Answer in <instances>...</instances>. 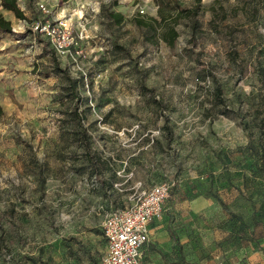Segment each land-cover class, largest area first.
Returning <instances> with one entry per match:
<instances>
[{
	"label": "rangeland",
	"instance_id": "obj_1",
	"mask_svg": "<svg viewBox=\"0 0 264 264\" xmlns=\"http://www.w3.org/2000/svg\"><path fill=\"white\" fill-rule=\"evenodd\" d=\"M173 1L172 45L134 21H159L156 0L0 8V264H99L107 215L163 181L147 264L264 262V0ZM44 20L82 56L30 30Z\"/></svg>",
	"mask_w": 264,
	"mask_h": 264
},
{
	"label": "built area",
	"instance_id": "obj_2",
	"mask_svg": "<svg viewBox=\"0 0 264 264\" xmlns=\"http://www.w3.org/2000/svg\"><path fill=\"white\" fill-rule=\"evenodd\" d=\"M39 8L47 12L43 4ZM30 30L43 37L59 55L82 56L67 23L35 21ZM172 187L173 183L169 181L156 184L144 191L133 206L107 215L102 230L106 252L99 264H144L142 248L149 241V225L162 217Z\"/></svg>",
	"mask_w": 264,
	"mask_h": 264
},
{
	"label": "trees",
	"instance_id": "obj_3",
	"mask_svg": "<svg viewBox=\"0 0 264 264\" xmlns=\"http://www.w3.org/2000/svg\"><path fill=\"white\" fill-rule=\"evenodd\" d=\"M156 3L158 5L157 13L160 18L159 21L151 17L150 18L151 23H147L145 21V18L142 16L135 17L134 21L139 26L149 27L152 26L153 24L158 25L159 28L162 30L161 39L164 42L168 43L169 45H172L177 37V31L175 29V25L177 18L179 17L177 14L178 9L174 4L173 0H156ZM201 3L202 0H195V6L192 9H186L185 14L187 15L197 14L199 9L201 8ZM0 8L12 12L15 15V17L18 19H25L24 12L20 9L18 5V0H0ZM108 16L118 24H120L123 19V15L121 13L110 12ZM11 29H12L11 23L5 20L3 15L0 13V31L9 33L11 32ZM56 69H58V65H56ZM59 71L65 74L64 70H59ZM93 170H95L94 171L95 173L97 172L96 167H93Z\"/></svg>",
	"mask_w": 264,
	"mask_h": 264
},
{
	"label": "crops",
	"instance_id": "obj_4",
	"mask_svg": "<svg viewBox=\"0 0 264 264\" xmlns=\"http://www.w3.org/2000/svg\"><path fill=\"white\" fill-rule=\"evenodd\" d=\"M163 212H164V208H163ZM158 220L156 221H153L152 223H150L149 225V241L144 245V247L142 248V262L144 264H147L145 261H144V250H145V246L150 242V237H151V234L153 232V230L155 229V223L157 222ZM106 252V251H105ZM260 264H264V262H261Z\"/></svg>",
	"mask_w": 264,
	"mask_h": 264
}]
</instances>
